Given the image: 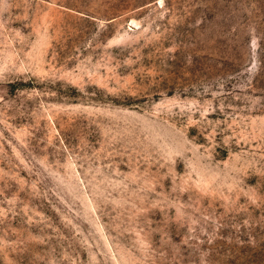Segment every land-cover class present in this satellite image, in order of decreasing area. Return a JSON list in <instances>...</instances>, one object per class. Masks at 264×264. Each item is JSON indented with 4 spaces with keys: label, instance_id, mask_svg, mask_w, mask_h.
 <instances>
[{
    "label": "rangeland",
    "instance_id": "1",
    "mask_svg": "<svg viewBox=\"0 0 264 264\" xmlns=\"http://www.w3.org/2000/svg\"><path fill=\"white\" fill-rule=\"evenodd\" d=\"M0 264H264V0H0Z\"/></svg>",
    "mask_w": 264,
    "mask_h": 264
}]
</instances>
